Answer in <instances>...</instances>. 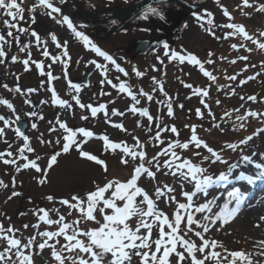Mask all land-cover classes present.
<instances>
[{"label":"rangeland","instance_id":"obj_1","mask_svg":"<svg viewBox=\"0 0 264 264\" xmlns=\"http://www.w3.org/2000/svg\"><path fill=\"white\" fill-rule=\"evenodd\" d=\"M185 1L187 2V0ZM36 2L37 0H23L24 19L19 21L18 26L27 28L34 17V20L44 19L47 25L52 27V31L43 30L39 42L27 34L24 43L27 47L24 51L16 52L17 60L13 62L10 59L8 67L5 69H2L3 64H0L2 71L0 83L7 85V88L0 85V99L4 98L13 105V109H9L5 105L0 106L10 116V127H6L4 135L0 137V152H11L12 156L5 155L4 158L16 161L15 164H4L3 160H0V181L7 185V187H0V226L5 230L11 226L14 232L8 233V235L19 239L22 245L28 244L29 239L35 237L32 246L24 248L25 253L32 256L34 264H57L51 256V248L46 247L41 250L38 247L39 243L46 239L39 236L38 233L46 230L57 231L58 225H47L39 221L38 216L42 213H38L37 209L48 210L49 218L52 220H57L59 215H63L66 222L71 223L78 219L80 214L59 203L61 199H70L74 194L83 195L87 191L93 190V182L102 185L106 179L127 180L131 177L134 166L140 163L139 159L133 161L130 157H125L129 161L127 165L121 163L122 151L120 149L105 150L103 141L99 137L107 136L114 143L126 144L131 150H143L146 153L144 165L155 173V177L149 178L146 174H142L137 185L149 194L157 208L167 214L170 219L176 211L177 204L169 197L175 196L177 202L187 203V199L181 195V186H183V191L192 192L194 191V182L183 179L179 173L173 175L172 169L163 166L164 161L170 159V156H157V154L167 149L170 143L188 142L192 134V126L196 127L197 136L212 147L221 160L213 163L215 157H211L205 148H196L192 143H189L188 149L176 147L173 150L181 157V160L189 159L192 163L206 169L203 175H210L214 180L221 173L225 174V171H228L230 165H233L236 160L252 155L261 148L264 149V137L261 135L263 132L257 131L264 129V115H261L264 114V50L259 49L256 44L245 40L239 34L227 35L234 30L220 27L226 23L242 24L254 39L264 42V37L259 36L260 31H264V13L255 10V7L264 3V0H250V2H254L253 8H243L242 0H220V4L216 3L210 7L212 8L210 12L213 14L212 25L207 23L208 18L205 17L199 21H193L191 27L182 34L175 51L181 54L196 55L204 69L210 72L215 80L204 76L197 65L187 61L181 63L178 60L169 59V56L165 55V50L146 56L137 55L134 58L128 50L130 42L145 36L149 39L166 37L156 27L150 26L149 22L138 20L137 16L135 17L140 23L139 25L148 28L144 33H140L138 28H128L126 22H124L126 26L120 29L121 21L117 20L113 24L107 14L102 13L98 16H95V13H93L94 16L84 14L106 7L123 9L126 7L123 3L106 6L105 1L93 0L83 6L79 0H71L66 7L67 11L71 12H74L76 7L80 10L76 16L84 20L86 28L92 32L100 45L108 52L116 54V64L124 69V72H120L111 62L106 60L100 62L98 56L93 51L91 52L90 48H85L66 25L51 23L52 18L45 14L47 10L36 8L34 12L30 13L28 9ZM53 2L58 7L59 0H53ZM75 2L79 3V6ZM158 3L161 4L162 1ZM221 5L231 13L233 18L231 21L223 15ZM169 8L170 10L173 8L176 13L175 18L171 15L173 19H177L180 10L175 9L172 5ZM96 17L99 18L96 20ZM5 18L0 12V34H4L7 39L11 40L12 46L16 40L7 37L8 29L2 23ZM123 18L121 19L123 20ZM168 22L169 26L172 25L170 21ZM74 26L77 30H82L80 25L75 23ZM35 27L37 32L43 28L39 25ZM124 29L127 30L123 32ZM12 31L14 36L23 35L15 29ZM210 32H214V35H211ZM52 34H55L61 44L67 41L68 57H64L63 49L57 48L53 43ZM233 44L237 47L233 48ZM11 46L4 45V50L8 54ZM45 48L50 54L48 57L42 55ZM54 56H60V60L53 62L52 57ZM131 56L134 59H131ZM240 57H247V59L243 60ZM25 59L29 60L28 71H25L24 68L23 61ZM65 60L67 64L62 62ZM209 60L212 62L208 63ZM91 61H96L97 64L104 66L103 69L97 68L95 64L90 63ZM36 62L41 63L40 69L36 68ZM84 68L90 71L89 82L88 85H79L80 91L76 92L70 87L69 82L75 84L78 75ZM51 70L54 72L53 82L58 99L67 101V104L63 106L52 103V95L49 94L47 88L48 79L45 78L46 71ZM137 71L142 75L137 76ZM231 76H236V79H228ZM249 77H253V79H249ZM18 80L21 81L20 92L15 91L17 88L15 84ZM241 81L246 82L241 83ZM29 83H32L31 89L34 91L29 92L30 94L27 96L28 89L25 88ZM120 83H124L132 95H129L128 92H120L118 87H113ZM186 85H192V87L189 88ZM196 88L206 91L208 95L196 94ZM142 92L150 95L152 99L149 100L148 95H142ZM30 96H33L37 102L40 101L39 98H44L35 116L27 115L32 113V108L26 103V99ZM73 96L78 97L81 104L93 107L103 104L105 107L93 117L91 110L87 107L81 108ZM133 96H135V100L132 98ZM249 96H254L256 99L249 100ZM253 103H255L254 106ZM169 105L172 108V116L168 115ZM132 107L147 109L153 119L149 121L148 117L140 115L139 112L133 113L130 110ZM198 109L201 113L199 116L197 115ZM114 111L117 114H113ZM249 112H256L257 116L247 115ZM17 115L21 119L26 117L29 121L25 135L29 137V146L33 151H25L23 156H26L28 160H35L37 165L46 172L23 168L28 160L23 159L18 150L22 148L24 141L22 137L16 136L15 124L11 123ZM81 117L86 118L82 119ZM239 117H243V119H239ZM57 120L66 123L74 131L84 128L93 133V136L88 138L77 133L76 143L80 144L84 151L105 161L107 172L103 170L102 166L81 157L75 145L70 148L69 152H62L65 142L63 137L67 133L60 128ZM33 123L36 124L35 129L32 128ZM115 124L123 125L124 130L116 128ZM173 126L177 129L178 134L170 131ZM0 127H4L2 122H0ZM158 132L159 140L155 138ZM253 133L257 134L253 135ZM248 136H252V139L247 143H240ZM137 141L143 146L142 149L137 146ZM228 143L236 144L237 147L235 149L227 148ZM197 152L200 155H194ZM56 153H60L56 163L48 168L50 157ZM154 156L157 157L156 160H152ZM205 156L210 159L204 161L203 157ZM148 161H152V163L149 164ZM157 161L160 164L159 171L156 170ZM17 166L20 167L19 171L16 170ZM40 180L45 182L40 183ZM234 186V183L219 182L211 185L206 194L197 193L192 201L194 219L201 224H208L209 231L204 233V236L210 241L216 240L223 245L222 248L214 249V251L220 252L221 256L227 255L225 249L243 251L250 254L252 264H264V256L258 255L264 250L260 245L263 240L252 223L244 221L239 215L224 224L217 222L212 225L209 221L204 220L205 216H213L219 212L217 202L221 197H225ZM168 187L175 191L169 193ZM156 188H160L164 193L162 197L157 198ZM13 191L19 195L9 199ZM257 195L258 192H255V196ZM48 196H53L55 199L49 201ZM140 200L142 197H137V203ZM210 200H215L211 212L206 210L204 213H196L194 211L195 207ZM52 209H56L58 212L52 211ZM181 211L184 213V210ZM22 213L23 215H21ZM96 216L97 219H102L99 213H96ZM131 222L133 223L131 226L134 227L136 218H133ZM185 223L186 221H182V229L185 227ZM37 224L38 227L32 226ZM24 225H28V227H24ZM97 226L95 222L88 221H82L79 225L84 230ZM191 227L196 231L203 232V228H198L195 224ZM143 231L142 229L141 232L143 233ZM157 236L158 228L154 227L153 239ZM185 238L191 239L197 244L201 243L194 232H189ZM81 239L85 238L81 237ZM48 243L55 245L56 249L60 250L61 246L67 242L63 236H60L49 240ZM7 246V242L0 238V251H3ZM178 250L183 251L179 247ZM210 250L212 249L206 251ZM14 252L15 249L13 250V261L16 260ZM62 255L75 254L64 251ZM200 255L197 253L198 258ZM170 259L172 264H175L176 257L173 255ZM66 264L69 262L66 261ZM131 264H138V258L133 256ZM183 264H190V258ZM206 264H214V262L207 261ZM221 264H227V261L222 260ZM236 264H241V262L237 260ZM243 264H247V261H244Z\"/></svg>","mask_w":264,"mask_h":264},{"label":"snow or ice","instance_id":"obj_2","mask_svg":"<svg viewBox=\"0 0 264 264\" xmlns=\"http://www.w3.org/2000/svg\"><path fill=\"white\" fill-rule=\"evenodd\" d=\"M60 4L65 3V0H59ZM217 4H220V0H215ZM23 0H0V12L6 17L3 19L2 23L7 31V37L16 40V43L19 45L20 37L14 36L13 29L21 34H26L29 32V29L19 27V21L24 19L23 13L25 9L23 8ZM243 8H253L254 2H250V0H242ZM36 8H40L46 11V15L52 18L56 23L64 24L67 28L72 32L74 37L83 42L85 48H90L92 51L96 53L97 56L103 57L104 60L110 61L112 64L116 66L117 71L124 72V69L121 68L118 64H116L115 60L102 51L92 40L83 32L77 30L74 26L72 20L67 15H61V8L57 7L53 0H37L28 11L34 12ZM221 9L223 15L231 21L233 18L231 13L228 11L226 7L221 5ZM257 12L264 13V3L259 4L255 7ZM56 15H53V14ZM247 15L248 13H244ZM149 15L159 17L160 19H164L162 13L156 8L152 6H148L145 8L141 15L140 19H148ZM196 19L199 21L207 17V23L209 25L213 24V20L211 19L212 13L204 10L203 15H200L196 12L193 13ZM33 22L34 17H33ZM113 24L116 21H112ZM220 27H224L227 29L234 30L233 32H229L227 35L239 34V36L243 37L245 40L251 41L253 44H256L259 49L264 50V42H260L257 39H254L252 35L245 29L244 25L237 23H226L220 25ZM211 35H214V32H210ZM31 36L35 37L36 41H40V36L35 32H31ZM260 37H264V31H260ZM51 39L53 43L56 44L57 48H62V55L64 57L69 56L67 41L63 44L58 42L55 34L51 35ZM4 45L11 46V40L7 39L4 34H0V64L5 62L4 58L8 56V53L4 50ZM243 46V45H241ZM27 45H24L20 48V51H24ZM165 49L168 48L167 44L164 45ZM233 48H236L237 45L233 44ZM170 51V55H169ZM165 52L166 56H169L171 60H178L181 63L187 61L190 64H194L199 66L200 71L204 76L208 77L210 80H215V77L212 74L204 69L202 62L196 57V55L192 53L181 54L175 50H169ZM250 51V49H249ZM43 56L48 57L50 54L47 48L44 49ZM53 62L60 60V56L52 57ZM240 59L246 60L247 57H240ZM11 60L15 62L17 57L15 55L11 56ZM67 64V61H62ZM212 61H208L211 63ZM96 65L97 68L103 69L104 66L97 64L96 61H91ZM235 63V61H232ZM25 71L29 70V60L25 59L23 61ZM35 66L37 69L42 67L40 62H36ZM103 74V73H102ZM125 75L127 73L125 72ZM137 76L142 75L140 72H136ZM49 81L54 79L51 73H48ZM67 78V76H65ZM228 79L235 80L236 76L228 77ZM249 79H253V77H249ZM246 81H241V83H245ZM111 83V81H108ZM70 87L75 89L76 92L80 91V86L76 84H72L69 82ZM191 88L192 85H186ZM7 88V85H4ZM113 87H118L120 92H128V88L124 83H120L119 85H113ZM163 89L161 88V91ZM16 92H20L21 89L17 87L15 89ZM29 92L34 91L33 89H28ZM52 92V103L59 104L61 106L67 104V101L58 99L57 94L54 89H49ZM196 94L200 95H208L206 91H202L200 88L195 89ZM129 95H132L131 92H128ZM142 95H148L147 93H141ZM135 100V96L132 97ZM73 99L81 108H89L91 110V114L93 117L97 115L99 111L104 109V105L101 104L99 107H93L91 105H84L80 103L78 97L73 96ZM148 99L151 100L152 97L148 95ZM249 100H255L254 96H249ZM27 103V101H26ZM139 103V101H137ZM203 103V101H201ZM219 103V101H217ZM0 104L6 105L9 109H13V105L9 103L6 99H0ZM70 107V105H69ZM207 107V105H205ZM133 113L139 112L140 115L148 117L149 121L153 118L149 115L147 109H137L136 107H132L130 109ZM113 114H117L115 111ZM122 115V113H120ZM29 116H35L36 113H28ZM168 115L172 116V108L171 105L168 106ZM197 115H201L200 110H197ZM249 116H257L256 112L247 113ZM264 115V114H261ZM85 119L86 117H81ZM239 119H243V117H239ZM20 120V117L17 115L15 120L11 123L15 124ZM0 121H3L4 127H0V137L4 135V131L6 127H10V122L4 116L0 115ZM60 128L64 130L67 135L63 137L65 141L63 143L62 152H69L70 148L75 145L77 148L79 155L83 158H86L89 161L95 162L97 165L103 167V170L107 172V166L105 161L98 158L96 155L84 151L80 144L76 143V135L80 133L83 137L88 138L92 137L93 133L91 131L85 130L84 128L76 129L75 131L67 126L66 123L57 120ZM116 128L123 129V125L115 124ZM139 126V125H138ZM32 128H36V124H32ZM17 137H22L24 144L22 148L18 151L20 152L23 159L28 160L26 156H23L25 151L32 152L33 149L29 146V137L24 134L23 131L19 127L14 129ZM171 132L177 133V129L173 126L170 129ZM258 132H264V129L257 130ZM191 137L188 142L185 143H170L167 149H164L162 153H158L159 155H168L170 159H166L164 161L163 166L165 168L172 169L173 175L179 173V175L189 182H194V191L188 192L183 191V186H181V195L187 199V203H179L176 201L175 196H170L169 199L177 204V208L173 217L170 219L167 214H165L162 210H159L154 203L153 199L150 198L149 194L141 187L137 185V181L142 174H146L149 178H154L155 173L151 171L149 168L145 167L144 159L146 153L141 151L131 150L126 144L114 143L109 140L107 136H101L99 139L103 141V146L105 150H116L120 149L123 153L121 158V163L127 165L128 159L125 157H130L131 160L136 161L139 159L140 163H138L133 168V172L131 177L127 180L121 181L118 179H106V182L102 185L94 184L93 190L87 191L83 195L74 194L70 197V199H61L59 203L67 206L70 210H76L80 216L78 219L73 220L71 223L66 222L65 216L59 215L57 220H52L49 218V211L44 208H39L36 211L38 213H42L38 216L39 221L44 222L47 225H58L57 231H43L38 233L39 236L46 238L42 243H39L38 247L43 250L46 247L52 249L51 256L57 262V264H66V261L69 264H131L133 256L138 258V264H172L171 257L174 255L176 257L175 264H183L186 260L190 258V264H206L207 261H213L214 264H221L222 260L227 261V264H236V261L239 260L241 264L244 261H247V264H252L251 256L248 253L243 251H229L225 249L227 253L226 256H221V253L218 251H214V249L222 248L223 245L216 240H208L205 238L204 233L209 231L208 224H201L199 221L194 219V213L192 211L193 205V197L197 195V193H207V190L214 183H219L228 180V175L221 173L218 177L213 179L210 175H203L206 172V169L201 166L194 164L189 159L181 160V157L174 151L176 147L181 149H188L189 143L195 145L196 148L203 147L207 150L208 153L211 154V157H215V160L212 162L220 161L221 157L217 154V152L210 147L205 141L200 139L196 133V127H191ZM178 134V133H177ZM257 133H253L256 135ZM159 140V132L155 137ZM135 139V138H134ZM252 136H248L245 140H242L240 143H247V141L251 140ZM86 142V141H85ZM59 143V141H57ZM137 146L141 149L142 145L137 141ZM227 148L235 149L237 147L236 144L228 143L226 145ZM5 155L12 156L11 152H0V160H3L4 164H15V160L5 159ZM60 153H56L52 155L48 161V168H51L57 161V156ZM194 155H200L199 152L194 153ZM39 159V157H37ZM157 157L154 156L152 160H156ZM208 156L203 157L204 161L209 160ZM246 162H251V158L248 156H244L242 158ZM179 161V162H178ZM178 162V163H177ZM225 162V161H221ZM149 164L152 161H148ZM226 163V162H225ZM237 167V165L233 164L229 167V172L232 169ZM257 168H261V165L257 164ZM23 168H33L37 172H42L46 170H42L36 163L35 160H28L27 163L23 165ZM17 171L20 170V167L17 166ZM156 170H160V164L157 161ZM186 170V171H184ZM261 175H264V171L261 172ZM240 178H245L249 182H252V177H244L243 173H241ZM40 183H44V180H40ZM0 187H7L3 181H0ZM167 187V186H166ZM167 191L169 193L174 192L175 189L168 187ZM19 193L13 191L9 199L13 196H17ZM155 195L157 198H160L164 195L160 188H156ZM228 199L225 203L220 206L219 212L215 213L213 216H205L204 220L209 221L210 224L215 225L217 222L221 224L227 223L231 220L236 212L239 210L241 202L244 200V194L241 192L239 188H233L232 191L227 194ZM137 197H142V200L137 203ZM47 199L49 201H53L55 198L53 196H48ZM235 201V207H229V205ZM120 202V203H118ZM215 203V200L207 201L204 204H201L195 207L194 211L196 213H204L206 210L208 212L212 211V205ZM146 206V207H143ZM181 210H184L182 213ZM52 211H57L56 209H52ZM96 213H99L102 219H97ZM35 214V213H34ZM23 215V213L21 214ZM71 215V212H69ZM133 218H136L135 226H130V222ZM264 221V216L260 218ZM82 221L95 222L97 227L88 228L86 230L81 229L79 227ZM182 221H186L185 227L182 229L181 224ZM195 224L198 228L202 227L203 232L196 231L191 227V225ZM33 227H38L39 225H32ZM259 225H257L258 227ZM24 227H28V225H24ZM158 228V236L153 239V228ZM144 230L143 233L141 230ZM167 229V230H166ZM14 229L9 226L7 230L3 229L0 226V238L4 239L7 242V247L0 251V264H34L33 258L30 254H26L24 248H28L32 246V241L35 240V237L29 239L28 244L22 245L21 241L13 236H9L8 233H13ZM189 232H194L195 236H197L201 243L197 244L191 239H186L185 237ZM63 236L64 240L67 242L62 245L60 250H57L55 245H50L48 243L49 240H52L55 237ZM81 237L85 239H81ZM261 248L264 249V241L260 242ZM178 247L183 249V251H179ZM15 249L14 255L16 260L13 261V250ZM212 249L210 251H206ZM67 251L68 253H74L75 255L64 256L62 253ZM197 253L201 254L198 258ZM84 254V255H81ZM258 255L264 256V250H262ZM87 257V258H85ZM230 257V259H229Z\"/></svg>","mask_w":264,"mask_h":264},{"label":"flooded vegetation","instance_id":"obj_3","mask_svg":"<svg viewBox=\"0 0 264 264\" xmlns=\"http://www.w3.org/2000/svg\"><path fill=\"white\" fill-rule=\"evenodd\" d=\"M83 6L89 4V1H93V0H79ZM101 1H105V4H107L106 6H110V5H119V4H122L123 5H131L133 3H136L137 1L139 0H101ZM185 1V0H184ZM203 0H198V1H195V0H187V2L191 5H198L202 2ZM164 3V4H162ZM161 4L159 3H155L152 5V7H156L161 13L162 15L164 16V19H160L159 17H156V16H152V15H149L148 19H140V14L136 15L138 20H141V21H144V22H149L150 23V26L152 27H156L158 29V31H160L161 33H164V35H166V38H167V46L168 48L166 49L167 50H173L174 47L180 42V38L182 36V34L187 31L190 27H191V23H193V21L197 20L196 17L193 15L194 11H192L191 9H189L185 4H183L181 1H178V0H170V1H162ZM216 2L215 0H206V3L203 7V11L205 9H207V11H211L212 8L211 5H215ZM174 6L175 9H178L180 10V13H178L177 15V19H173V17L171 15L174 16V18L176 17V13L175 11L173 10V8L170 10V6ZM187 11V16H186V25L185 27L182 29V31L180 32V34L178 35V37L176 38V40H172L171 39V35L173 33V28L175 26V22L179 21L180 17L183 15L184 12ZM197 13V12H196ZM86 14V16L89 15V12L87 13H84ZM94 16V15H93ZM134 16L133 18L131 19H128V20H125L123 18V20L121 19L122 17L124 16H119V15H114V14H111V13H108L107 14V17L110 18L111 21H116L117 20H120L121 23L119 25V28L122 29L121 27H124L127 25L128 28L130 27H133V28H138V32L140 33H144V31H147L148 28L146 27H142L141 25H139L140 23L137 22V20L135 19ZM99 17H96V20L98 19ZM82 20V19H81ZM170 21L172 23V25L169 26V22ZM97 22V21H96ZM126 22V23H124ZM84 20H82V24L84 26V30L86 31V33H89L91 31H89L87 28H86V24H84ZM126 24V25H125ZM127 30V29H124L123 32ZM146 33V32H145ZM138 39H148V40H154L156 38H147L146 36L144 38H138ZM133 42V41H132ZM131 43V42H130ZM132 44V43H131ZM131 44H130V47L128 50H130V53L132 55L133 53V50L131 48ZM165 45V44H164ZM164 45H160V46H150V48L145 51V55H151V54H154V53H159L161 50L164 51L165 47ZM131 59H132V56H131ZM0 85L4 86V83H0Z\"/></svg>","mask_w":264,"mask_h":264},{"label":"bare ground","instance_id":"obj_4","mask_svg":"<svg viewBox=\"0 0 264 264\" xmlns=\"http://www.w3.org/2000/svg\"><path fill=\"white\" fill-rule=\"evenodd\" d=\"M261 135L264 137V132L261 133ZM248 157L251 158V162H246L243 159L236 160L234 164L237 165V167L232 169L231 172H229V170L225 171V174L228 175L230 181L232 180L231 183L235 184L234 188H239L244 194V200L241 202L235 216L239 215L244 221L252 223L257 229V232H259L260 238L264 241V221L260 219L264 216V183L260 182L254 184L253 181L255 177H264V175H261V172L264 171V149L261 148ZM257 164L261 165V168H257ZM236 169L239 170L237 171ZM241 173H243L244 177H252V182H249L245 178H240ZM230 181H228V183ZM250 187L254 188L253 191ZM230 191H232V189H230ZM255 192H258L257 196H255ZM227 199V195L220 198L219 202H217L218 209H220V206H222ZM229 207H235V201H233ZM257 225L259 226L257 227Z\"/></svg>","mask_w":264,"mask_h":264},{"label":"water","instance_id":"obj_5","mask_svg":"<svg viewBox=\"0 0 264 264\" xmlns=\"http://www.w3.org/2000/svg\"><path fill=\"white\" fill-rule=\"evenodd\" d=\"M147 5H149V2H143V3L141 2V3L130 6V7L123 9V10L111 8V9H101V10H98L97 12H102V11H112L113 12V11H115L117 14H122V13H126L125 11H127V10H131V11H129L130 13H128V16H133L135 13H137L140 10H142L143 8H145ZM62 11H64V9H62ZM185 17H186L185 14H184V16L181 17V19H180L181 21H180L179 25L176 26V30H179L181 28L183 22L185 21ZM34 24H36V23H33L32 26H35ZM32 26L29 29L34 28ZM23 40H24V38H22L20 40V43L17 46L18 48L22 46ZM158 43H160V41H155V44H158ZM149 44L150 43L148 41L144 42V41L137 40L132 44V48H133L134 52L137 53V52H140L141 50L146 49L149 46ZM6 65H7V63H5V66ZM86 75H88L87 71H85V73L78 79V84L79 83H83V84L87 83V76ZM18 127L21 129V131L24 132L25 127H26V121L24 120V121L19 122Z\"/></svg>","mask_w":264,"mask_h":264}]
</instances>
